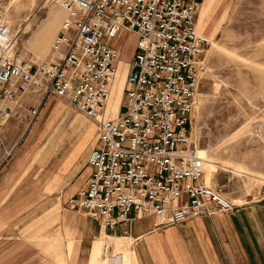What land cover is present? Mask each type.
<instances>
[{"label":"built area","instance_id":"1","mask_svg":"<svg viewBox=\"0 0 264 264\" xmlns=\"http://www.w3.org/2000/svg\"><path fill=\"white\" fill-rule=\"evenodd\" d=\"M61 6L66 17L39 63L10 55L16 40L0 16V88L8 101L30 89L55 96L95 123L91 175L73 208L109 227L128 222L132 212L151 216L155 229L231 211L219 188L205 184L190 134L208 46L196 30L200 0H62ZM123 30L136 44L121 111L109 118L120 53L112 41ZM37 113L30 109L32 117Z\"/></svg>","mask_w":264,"mask_h":264},{"label":"rangeland","instance_id":"2","mask_svg":"<svg viewBox=\"0 0 264 264\" xmlns=\"http://www.w3.org/2000/svg\"><path fill=\"white\" fill-rule=\"evenodd\" d=\"M61 1L4 0L0 16L16 40L10 55L24 62L46 61L65 19ZM217 1L205 31L199 33L208 46L199 69L190 134L204 161L205 184L217 185L230 203L244 204L264 196V0ZM112 44L120 52L117 65L123 63L117 76L121 74L120 83L115 91L110 88L109 112L115 117L124 97V61L134 53L136 37L123 30ZM27 51L31 53L25 56ZM32 91L20 94L2 128L1 147L7 153L0 163V264H107L121 253L122 245L103 248L95 260L86 252L78 258L74 243L62 245L55 227L59 223L55 200L68 195L73 182L44 190L38 177L44 156L64 159L79 141L75 154L89 141L87 157L95 145L96 125L63 99L59 109L52 102L46 111L39 101L32 117L28 114L32 102L26 100ZM72 195L61 207L88 217L73 208Z\"/></svg>","mask_w":264,"mask_h":264},{"label":"crops","instance_id":"3","mask_svg":"<svg viewBox=\"0 0 264 264\" xmlns=\"http://www.w3.org/2000/svg\"><path fill=\"white\" fill-rule=\"evenodd\" d=\"M217 2V0H200L196 16L198 33L205 31ZM30 53L27 51L25 56ZM48 56L49 52L45 56L46 60ZM132 56L133 54L124 61L127 68ZM122 66V62L117 65L118 71L123 70ZM120 81L121 74L113 82L114 91ZM19 98L20 95H17L14 101L6 100L0 88V112L4 111L8 114L0 118V163L7 153L6 149L1 147L3 146L2 128L9 121L12 107L18 103ZM110 98L111 96L107 101L105 113L108 117H112L109 112ZM26 100L32 102L31 109H37L39 101L40 104L44 102L43 110H48L52 102H55L58 109L62 104L60 98L44 97L36 90L32 91ZM79 142L64 159L54 161L48 154L44 156V161L38 163L40 166L38 177L45 185L44 190L51 185L67 187L73 182L66 194L77 196L91 175L87 160L93 148L92 146L86 157L88 141L75 154ZM7 147L12 150L15 145L8 144ZM68 195H61L56 198L57 201L55 200V204L59 207V223L55 227L58 228L57 232L64 247L65 243L77 245L78 258H82L86 252L89 253V260H95V257L102 253L103 248L113 250L114 247H120L121 249L122 245L121 253L118 252L116 256L107 260V264H128L129 258L132 264H264V196L244 204L231 202L234 207L229 212L194 218L183 225L155 229V218L137 217L134 212L128 216L130 219L128 222L118 221L112 227L105 226L102 222L94 221L75 210L63 209L62 200L68 198ZM112 216L116 217V212H113Z\"/></svg>","mask_w":264,"mask_h":264},{"label":"bare ground","instance_id":"4","mask_svg":"<svg viewBox=\"0 0 264 264\" xmlns=\"http://www.w3.org/2000/svg\"><path fill=\"white\" fill-rule=\"evenodd\" d=\"M63 11H64V10H63ZM65 17H66V16H65ZM196 30H197V29H196ZM198 34H199V33H198ZM199 35H200V34H199ZM118 72H119V71H118V67H117L116 77H117V75H118ZM116 77H115V79H116ZM115 79H114V80H115ZM112 85H113V84H112ZM111 87H112V86H111ZM109 97H110V95H109ZM108 99H109V98H108ZM107 117H108V116H107ZM109 118H111V117H109ZM198 158H199V157H198Z\"/></svg>","mask_w":264,"mask_h":264}]
</instances>
